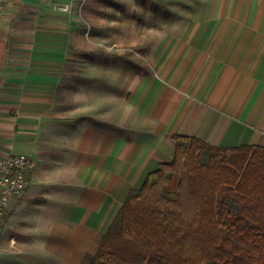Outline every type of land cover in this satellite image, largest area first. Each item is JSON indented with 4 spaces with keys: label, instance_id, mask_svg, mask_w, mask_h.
I'll use <instances>...</instances> for the list:
<instances>
[{
    "label": "crops",
    "instance_id": "0c3cea01",
    "mask_svg": "<svg viewBox=\"0 0 264 264\" xmlns=\"http://www.w3.org/2000/svg\"><path fill=\"white\" fill-rule=\"evenodd\" d=\"M67 1L0 0V156L36 161L0 264H89L174 135L264 146V0Z\"/></svg>",
    "mask_w": 264,
    "mask_h": 264
},
{
    "label": "trees",
    "instance_id": "16d2710c",
    "mask_svg": "<svg viewBox=\"0 0 264 264\" xmlns=\"http://www.w3.org/2000/svg\"><path fill=\"white\" fill-rule=\"evenodd\" d=\"M173 139L89 264H264V146Z\"/></svg>",
    "mask_w": 264,
    "mask_h": 264
},
{
    "label": "built area",
    "instance_id": "2783aa9c",
    "mask_svg": "<svg viewBox=\"0 0 264 264\" xmlns=\"http://www.w3.org/2000/svg\"><path fill=\"white\" fill-rule=\"evenodd\" d=\"M74 2L81 9L87 0H68L65 3L55 4L54 9L69 12ZM90 30L88 26L87 33ZM35 166L34 158L23 153L0 156V237L7 214L16 199L25 193L29 175Z\"/></svg>",
    "mask_w": 264,
    "mask_h": 264
},
{
    "label": "rangeland",
    "instance_id": "374dc122",
    "mask_svg": "<svg viewBox=\"0 0 264 264\" xmlns=\"http://www.w3.org/2000/svg\"><path fill=\"white\" fill-rule=\"evenodd\" d=\"M105 48H103V50H104Z\"/></svg>",
    "mask_w": 264,
    "mask_h": 264
}]
</instances>
